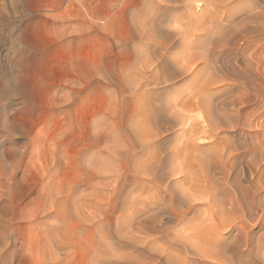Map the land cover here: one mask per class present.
I'll return each mask as SVG.
<instances>
[{"label":"rangeland","instance_id":"obj_1","mask_svg":"<svg viewBox=\"0 0 264 264\" xmlns=\"http://www.w3.org/2000/svg\"><path fill=\"white\" fill-rule=\"evenodd\" d=\"M262 8L264 0H0V264H41L55 252L73 256L70 264L85 263L90 234L82 224L92 214L98 218L95 213L113 216L103 199L105 182L82 190L81 149L93 127L109 137L116 123L136 124L141 98H134L136 110L131 102L116 104L115 93L126 84V72L143 64L172 78L160 96L162 123L169 116L166 102L173 107L189 90L212 88L208 107L215 105L222 121L208 142H261V155L249 153L242 163L262 168L264 183V29L249 31ZM211 19L218 21L213 33ZM161 24L167 35L157 31ZM174 108L193 121L206 114ZM111 138H100V149ZM252 218L247 224L260 239L257 259L264 264V206L254 208ZM55 240L64 247L54 248Z\"/></svg>","mask_w":264,"mask_h":264},{"label":"bare ground","instance_id":"obj_2","mask_svg":"<svg viewBox=\"0 0 264 264\" xmlns=\"http://www.w3.org/2000/svg\"><path fill=\"white\" fill-rule=\"evenodd\" d=\"M253 16L252 23L258 19L260 22L251 26L253 30H249L250 25H244V32L264 29V8ZM213 20H210L213 28L207 29L211 33L218 24V21ZM221 38L223 39V36ZM146 65L150 70L143 64L136 72H126L125 80L120 78L126 84H123L122 90L116 89V96L114 95L115 101L118 102L116 104L131 102L135 105L134 98H141L139 101L136 99L139 107V113H134L139 118L136 119V124L127 125V120L128 123L113 125L116 129H112V126L114 133L112 131L109 134L113 143L107 141L110 145L102 149L99 147V140L102 137L109 138L108 134L102 133L101 137L96 133L99 135L96 136L95 132H99L96 130L99 126L96 128L93 125L91 142L86 139L88 142L86 141L81 149L82 190L105 182L106 187L102 186L106 189L103 199L107 202L105 205H108L109 217L113 216L106 220L98 219L102 217L99 214H105L100 212L101 210L100 213L94 214H98V218L92 213L90 217L83 216L85 219L92 217L90 221H85H88L87 223L82 222L84 231L90 234L86 237L83 249L86 251L84 253H87V256H84L87 257L84 264H263L262 260L257 259L261 248L260 239H255L251 230L253 228L247 224L249 220H253V209L264 206V195L260 197L259 193V190H262L264 194V183L260 179L262 168L253 170L254 164H250V161L242 163L245 155L249 153L254 154V151L260 150L258 155H261L263 144L259 141L229 142L227 138H222L224 141L208 142L210 139L215 140L219 135L221 128L219 129L220 125L217 124L222 120H219V123L216 120L218 114H215L216 108L215 112L213 111L215 105L208 107L213 104L208 99L213 90H210L207 84L196 89L197 91L189 90L188 93L177 96L173 107L166 102L169 116L166 117L168 121L162 123L160 96L171 86L168 80L172 78L154 74L157 71L149 64ZM248 66L246 68H249ZM116 74L118 77L119 73ZM136 105L133 107L137 110ZM200 105H207L210 109H204L205 112L204 107ZM174 106L188 109L200 107L206 114L202 115L201 120L193 121L191 115L181 114L180 110V113L176 112L178 108L175 109ZM130 118L132 119L131 115ZM237 124L234 123V126H238ZM223 189H228V192ZM99 194H95V197L98 195L102 200ZM86 195L84 194V198L87 199ZM90 198L98 200L92 195L88 196L89 200ZM80 202L84 212V203ZM90 205L91 202L88 206ZM100 206L98 210L103 207ZM102 209L105 210L106 206ZM62 244L56 241L53 245L54 248L61 249L65 245ZM114 253L119 256H114ZM67 257H61L55 252L49 259L41 257L42 259L38 260L41 264H70L68 259L73 256L68 259Z\"/></svg>","mask_w":264,"mask_h":264},{"label":"snow or ice","instance_id":"obj_3","mask_svg":"<svg viewBox=\"0 0 264 264\" xmlns=\"http://www.w3.org/2000/svg\"><path fill=\"white\" fill-rule=\"evenodd\" d=\"M157 31H158L159 33H161V34L167 35V33L165 32V30L163 29L162 24H161V25H158V27H157ZM169 66H170V65H169ZM166 163H167V162H165V167H166ZM174 190H175V189H174Z\"/></svg>","mask_w":264,"mask_h":264}]
</instances>
